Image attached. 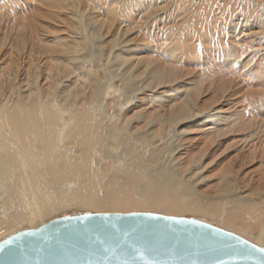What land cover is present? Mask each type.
Masks as SVG:
<instances>
[{
	"label": "bare ground",
	"instance_id": "1",
	"mask_svg": "<svg viewBox=\"0 0 264 264\" xmlns=\"http://www.w3.org/2000/svg\"><path fill=\"white\" fill-rule=\"evenodd\" d=\"M34 1L0 0V241L78 206L264 244V0Z\"/></svg>",
	"mask_w": 264,
	"mask_h": 264
},
{
	"label": "water",
	"instance_id": "2",
	"mask_svg": "<svg viewBox=\"0 0 264 264\" xmlns=\"http://www.w3.org/2000/svg\"><path fill=\"white\" fill-rule=\"evenodd\" d=\"M0 249V264H264L263 248L235 233L150 212L65 216L3 239Z\"/></svg>",
	"mask_w": 264,
	"mask_h": 264
},
{
	"label": "rangeland",
	"instance_id": "3",
	"mask_svg": "<svg viewBox=\"0 0 264 264\" xmlns=\"http://www.w3.org/2000/svg\"><path fill=\"white\" fill-rule=\"evenodd\" d=\"M32 2H33V5H34V0H30V3H31V5H32ZM29 7H32V6H29ZM46 8H47V5L45 6ZM49 7V6H48ZM19 9H21V7H19ZM28 11H30V13H29V16H32V14H33V16L35 15V14H37V15H39V11L37 10V9H33V11H32V9L31 10H28ZM28 11H27V13H28ZM32 11V12H31ZM34 12H36V13H34ZM86 12V13H85ZM84 13H85V15H87V17H88V20H87V22H89V24H88V27H89V30H93L94 29V26L96 25L95 23V21L93 20V15H96L97 13H94L93 11H91V8H90V6H88V9L86 10V11H84ZM92 13H94V14H92ZM89 15V16H88ZM36 16V15H35ZM86 17V16H85ZM87 17H86V19H87ZM180 17V16H179ZM178 17V18H179ZM179 20H181V18L179 19ZM91 23H92V25H91ZM94 25V26H93ZM92 26V27H91ZM96 27V26H95ZM137 30V29H136ZM138 35V33H137V31H134V33H131V35H130V37H133V40H132V43H134L136 40H137V36ZM257 88V89H256ZM253 90V91H257V90H259V89H261V87H259V86H257V84L256 83H253V85L251 86L250 84L248 85V86H246V87H244V86H242V87H240V90H239V92H240V94L239 95H245V94H247L250 90ZM249 90V91H248ZM134 212H143V211H134ZM144 212H150V213H156V212H152V211H144ZM86 213H101V212H95L93 209H90V208H82V207H78V206H73V207H71V208H67V209H65L64 211H61V212H59V213H57V214H55V215H52L50 218H48V219H46L45 221H43V223L42 224H44V223H46V222H48V221H50V220H54V219H58V218H61V217H65V216H74V215H80V214H86ZM130 213H132V212H130ZM177 217H185V218H190V219H196V220H199V221H203V220H205V219H203L202 217H200V216H198V215H194V214H190V213H187V214H183L182 216H177ZM203 222H205V221H203ZM207 223V222H206ZM41 224V225H42ZM210 224V223H209ZM41 225H39V226H41ZM213 225V224H212ZM214 226H216V225H214ZM216 227H218V226H216ZM31 227L29 226V225H24V226H22V227H19V228H17L16 230H14V231H12L11 233H9V235H7V237H9V236H11V235H13V234H15V233H17V232H20V231H22V230H25V229H30ZM36 228V227H35ZM218 228H220V229H223V228H221V227H218ZM223 230H225V229H223ZM226 231V230H225ZM229 232V231H228ZM232 233V232H231ZM7 237H5V238H7ZM242 238H244V237H242ZM246 239V238H245ZM248 240V239H247ZM249 241V240H248ZM249 242H251V241H249ZM251 243H253V242H251ZM253 244H255V243H253ZM255 245H257V244H255ZM257 246H259V247H261V248H263L264 249V244H262V245H257Z\"/></svg>",
	"mask_w": 264,
	"mask_h": 264
},
{
	"label": "snow or ice",
	"instance_id": "4",
	"mask_svg": "<svg viewBox=\"0 0 264 264\" xmlns=\"http://www.w3.org/2000/svg\"><path fill=\"white\" fill-rule=\"evenodd\" d=\"M9 243H10V241H9ZM2 250H3V249H0V251H2ZM260 251H261V252H264V249H261Z\"/></svg>",
	"mask_w": 264,
	"mask_h": 264
}]
</instances>
